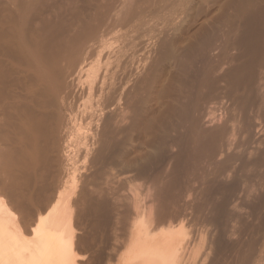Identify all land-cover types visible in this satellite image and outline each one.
<instances>
[{"label":"rangeland","instance_id":"obj_1","mask_svg":"<svg viewBox=\"0 0 264 264\" xmlns=\"http://www.w3.org/2000/svg\"><path fill=\"white\" fill-rule=\"evenodd\" d=\"M125 1H128V3ZM166 1L0 0L1 200L4 198V206L10 209L11 215L14 214L13 218H15L19 226H21L22 237L29 240V238L32 239L33 236L31 233V225H33L32 223L34 222H32V219H35L34 216L37 215L35 214V212L37 213V209L40 210L46 206V200L51 196L52 192H54L52 195L56 198L52 197L53 202L54 200L57 201L55 195L59 193L63 195V198L65 197L64 203L67 204V202H69L66 205L69 211H64L71 213L68 219L71 223L73 222L72 225L70 223V227L74 228V230H71V232H74L72 233L75 236L74 242L77 240L75 243L76 260L79 264H117V259H119L118 264H120V258L116 255L118 254L120 256L121 253H123V249L126 248L127 242L125 241L128 240L127 238L128 235H130L129 232H131V226L133 225L131 221H139L138 219L144 220L143 216L148 215V212L152 218L154 217L152 220L153 223H151L153 224L151 225L153 228H150L151 232L153 229L154 232H159L161 229H164L163 227L172 226L175 228L181 225L180 228L184 233L183 246L184 244L187 246L184 247V253H187L186 258L189 255L192 256V258L191 256L188 257L187 264H189V260L190 264H264V0H183L182 2L184 5L180 7L182 9L179 8V5L183 4L180 0ZM176 6H178L180 10H177ZM160 7L166 8L163 9ZM174 10L178 12L176 13ZM173 12H175L174 14L177 17L173 15ZM149 15L151 16L148 17ZM171 16L174 18H170ZM22 18H24V21ZM142 28L145 29V33L146 31L148 33L152 31L155 32V29H158L156 32L160 34L154 33L155 37L152 38V33L150 34L151 39H149L150 36L148 37V33L146 36L145 33L141 32ZM146 28H150L152 31H148ZM175 29L177 30L175 31ZM159 30L164 31L160 32ZM161 34L163 37L159 36ZM156 35H158L159 38L162 37V41L161 39H157L158 37H156ZM143 36L145 37L137 42L138 38L140 39ZM146 37H148L150 41L149 43L147 40L149 46L151 41L155 43L152 47L150 46L151 49L154 48L152 51L148 49L149 46L147 45V41H145ZM35 38L37 40L33 41ZM37 41L40 42L38 43ZM129 41L131 43L134 41L135 44L137 42L138 44L136 45L140 43V47L142 44L145 45L147 47V52L148 50L149 52H154L155 48L156 50L157 48L160 49V46H155L158 44L156 42L159 41L161 42L160 44L166 43L164 45L167 46L165 47L162 44L161 48L164 47L162 48L163 51L160 49V51H157V54L155 51L153 54L148 52L147 55V52H144L145 49L142 47L143 54H141L139 52L141 48L138 49L139 47L135 44L134 45L138 47L137 49L129 48L130 46L134 47ZM127 43L128 45H126ZM56 46L60 47L57 48ZM22 49L26 52L25 55H23ZM171 49L176 52L174 51V53H172L173 50L171 51ZM132 50H134V53H140L146 59L143 60L141 58L142 60L139 61L140 66H138L137 63L136 67L135 58H137V56L135 54V58H133L134 53ZM130 51L133 53L131 57L133 60L130 58ZM19 52L22 54H19ZM32 52L35 54H32ZM140 54L139 56L141 57ZM149 54L153 55H151L152 58L149 57ZM125 55L127 57L129 55L128 58L130 59H126L127 57ZM20 56L21 58L24 56V58L27 59H21ZM140 57L137 59H140ZM124 58L129 61L125 64V69H121L120 67L123 66L126 61ZM155 59L158 61L161 59L163 63L160 60L161 64L159 62V65L156 66L158 61L155 62ZM131 60L134 62H131ZM119 61L122 65L118 67V65H120ZM141 61L144 63L146 61V64L147 62L148 64H145V67H141V65H143ZM149 61L150 64H152V61L155 63L149 66ZM117 62H119L118 65ZM129 62L133 63V67H131L132 64L130 65ZM210 65L212 68L209 67ZM147 66L149 68H147ZM14 69L17 70L15 71ZM125 70L128 72L126 73ZM23 71L26 74H24ZM41 72L44 75L40 74ZM66 72H70L68 73L69 77ZM113 72L115 73L113 74ZM13 73H18L19 75H14ZM121 74H124L122 77H130L129 80H131V78L134 80L136 76L138 78V75H141L139 78L142 77L143 80L145 77L144 82L146 81V84L143 83L142 79H135L138 80L139 84L137 83L138 88H136L137 85L135 84L136 86L134 85V89L140 90L139 88L144 87L145 89L143 88L141 89L142 91L140 90L142 93L135 91L130 86V82L132 81L129 83L126 81L128 84L125 83V80H127L125 78V80H122L124 82L120 81L121 79L118 78L121 77ZM116 75H118V77ZM87 76L88 81L86 79ZM93 77L95 81L92 82V84L91 80ZM25 78L28 80L25 81ZM108 78L110 81H107ZM146 78L148 80H146ZM118 81L121 82V84L118 83ZM140 81H142L144 86H142V83L140 84ZM47 82L49 85H47ZM50 82L54 84L51 86ZM108 82H110V84H108ZM20 83H23L26 88ZM122 83L127 85V88L125 87L126 85L124 86L126 88H124L125 91L123 89L124 84L122 85ZM116 84L118 85L116 86ZM119 84L122 85V88ZM35 85L37 88H34ZM103 85L104 88L102 87ZM128 85L133 91L130 90L131 88H129ZM118 86L124 91H122L121 94L119 93L121 89L117 92L119 90ZM31 87L34 90H32ZM88 87H90L91 90ZM113 87L118 88V90ZM11 88H13L14 91ZM29 88L34 92L33 94ZM35 89H38L36 90L37 92ZM43 89H48L50 92L46 90L47 93L43 91ZM101 89H104V91ZM127 89H129V93H126ZM19 90L25 94L23 95ZM10 91L13 95H8ZM57 91L59 93H57ZM68 91L70 93H68ZM78 91L82 93L83 96H90L86 98L90 99L87 103V108L78 109L76 106L77 104L74 105L71 102L72 100L77 102L76 96L80 94ZM38 92L40 95L35 96V100L38 97H41L38 99L41 101H46L49 98L47 102L48 107L46 105L47 111L43 110L40 115H38L39 111L31 109L32 103L29 101V96L38 95ZM98 92L99 95L97 94ZM135 92H138L140 95L142 94V96L140 97V95H137L138 93L136 94ZM50 93V96H52V94H56V96L59 94V98H56V100L55 96H52L53 99H55L54 102L53 99H50L52 97H48ZM123 93L130 95L125 94V96ZM73 94L74 96H72ZM21 95H23L22 98L24 96L26 97L22 99ZM42 95L44 96L42 97ZM117 95L119 97H117ZM131 95L134 97L136 95L140 97V99L145 98V101L142 102L141 100V102L138 103H143V108L150 116L147 118L148 121L153 120L149 122L152 126L153 124L155 125L154 128V126L152 127L148 124L150 128L148 127L143 131L141 130V134H137V136L133 135V138H136L131 139L132 141H129L127 145V148L130 150L132 149V151L129 157L125 158L124 161L127 160L128 163H131L133 159L135 160L138 158L137 160L140 161V166L138 165L137 167L141 168V162H144L143 167L145 170L147 169L146 171L144 170V172L136 171V166L135 168H128V171L127 168L123 170L119 167V164L117 165L116 163H112V161L110 162L111 159L108 158L114 159L115 156L107 158V156L113 154L110 153L113 151H111L112 147H110L108 143L105 145L108 138L105 140L104 137L106 136L103 135V137L101 133H97L95 137L91 136V134L95 132V128L92 125V119H94L93 116L95 115V113L93 114V109H97L99 106L100 111L98 112L103 113L101 107H104L107 114H113L112 124L123 125L121 123L127 122L128 119H130L128 117L131 115L129 112L133 109H137L133 107L135 106V104H133L135 101L133 102L132 100L136 98L139 100V98L133 97L132 99ZM97 96L99 99H97ZM10 97L14 98L17 102L13 99L12 101ZM16 97H19L18 100H16ZM120 97L121 99H127L129 97L127 99L128 101L132 99L130 101H132L131 103L133 106H127L126 103H131L128 101L126 102L125 99L120 103ZM147 97H149V100ZM63 98V102L70 101V103H72L68 104V108H70L68 113L71 118L72 116L73 118L77 116H88L84 118V126L80 125L79 127H73L74 120L69 122L71 125L67 126V129L61 127L59 129L57 128V124H59L60 120H58V122L56 121L60 118L57 114L59 107H57L58 103H56V101L59 102L63 100ZM116 99L119 100L115 101ZM20 100L23 101L24 105L22 102L19 103ZM97 100L100 101L98 102ZM27 102H30L31 105ZM52 103L56 105V107H54ZM115 103H117V105ZM49 104L54 109L56 108V110H58L55 114L54 109L52 111V107ZM120 104H123L125 107L122 105L121 107ZM28 106L29 108H27ZM95 106H97V108ZM9 107H11V109ZM21 107L24 109V112H27V109H29L31 116L34 114L35 117H37L38 115L40 119L38 117L36 119L40 121H42L41 118L43 117V123L45 119L49 123L55 120L52 122L53 124L51 123V126H47L44 133L41 134L42 138L46 136L44 137L45 139L43 138L44 141H42L43 139L39 136L38 139L37 137L34 139L35 143L41 144H38L39 147H43L42 145L44 144L50 146L49 150L44 151L43 154L46 155L47 158L45 157V159L49 163L45 164L46 161H44V159L42 167L36 169H30L25 162L27 159L24 160L22 157L19 158V155L25 156L23 155L24 149L25 153L29 150L27 141H29V144L32 141L30 139H25L29 138V135H27L28 132L26 129L23 128L26 126L25 122L27 121L25 120L29 116V112H27L28 114L26 112L24 113L23 110L21 111ZM25 108L27 109L25 110ZM71 110L72 113L70 114ZM80 110L81 113H78ZM134 110L131 112L132 114L135 112ZM32 111L37 112V114ZM166 111L170 113L171 121L174 122V124L177 123L175 125L177 127L171 124L173 127L169 129V132L170 120L166 117L168 113ZM119 112L123 113L124 117L123 114ZM127 112L130 115L125 114ZM8 113H10V115H8ZM49 113L50 117L56 115L57 118L54 119L56 116L54 118L52 116L50 119L48 116ZM43 114L48 117L45 118ZM23 116L24 118H22ZM125 117L128 119L126 120ZM164 120L168 122L169 125H166L167 123H165ZM46 121L45 124L48 123ZM17 122L20 123V125H18ZM22 123H24V126L21 125ZM16 127H18L16 130L17 132L21 131L20 133L18 132V135L15 131ZM161 128H163V130ZM173 128L176 132H174L175 130ZM46 130L48 131L47 134H50V137L46 135ZM54 130H56V132ZM60 130H62V132ZM65 130L68 131V136L65 135V133L67 134ZM6 131H8L9 136ZM57 131H59V133ZM60 132L62 135H60ZM54 134L58 135L59 138H57L56 135L53 136ZM101 138L103 139L101 140ZM146 138L148 139L146 140ZM49 140L50 142H48ZM56 140H58L57 147L55 145ZM21 142L26 143L23 145ZM47 142L49 144H47ZM50 143H53V145ZM103 143L104 145L101 147ZM21 145H23V147ZM54 145L56 148H58V145L61 148L53 150L52 148H55ZM129 145L133 146L129 147ZM103 148H105L104 150H107V152H103ZM108 149H110V152ZM50 150L51 152H49ZM9 151L10 153L8 154ZM15 157H18L16 158V162ZM3 158H6V161ZM48 158H50L49 161ZM137 160L135 161L137 162ZM7 161L8 163L10 161V165H8ZM20 161L21 163L22 161L25 163L21 165ZM11 162L15 169L11 167ZM51 164H53V166ZM48 165H51L53 169ZM20 170L24 171L23 174ZM32 172L33 176L35 175L34 180L37 183L32 182ZM38 172L41 174H38ZM37 175L40 177L38 176L39 178L37 177L36 179ZM44 175L46 176L44 177ZM45 178H47V180ZM10 181L12 183H10ZM55 183H59V186L57 184L54 186L53 184ZM42 184L43 186H41ZM69 187H71V189ZM132 187L134 190L131 189ZM45 188H48V190H45ZM129 197L131 199H129ZM66 199H68V201H66ZM44 204L45 206H43ZM65 208L64 206V209ZM137 210L140 211V214ZM69 213L67 215H69ZM161 214H165L163 215L164 218L162 217L163 220L159 219L162 216ZM138 215H140L141 218L138 217ZM149 215L148 217L150 218ZM148 217L145 218H147V223L150 224V222H148ZM159 221H162V223ZM24 225L28 227L27 230ZM123 239L124 242H122ZM191 247L192 250L190 249Z\"/></svg>","mask_w":264,"mask_h":264},{"label":"bare ground","instance_id":"obj_2","mask_svg":"<svg viewBox=\"0 0 264 264\" xmlns=\"http://www.w3.org/2000/svg\"><path fill=\"white\" fill-rule=\"evenodd\" d=\"M166 1V0H165ZM168 1V0H167ZM166 1V2H167ZM179 1V0H178ZM178 1H176V2H178ZM181 2L183 1V0H180ZM125 2H127L128 3V1H125ZM132 2V1H131ZM153 2V1H152ZM174 2V1H173ZM180 3V2H179ZM183 3V2H182ZM178 4V3H177ZM181 5V6H180ZM179 5V8L180 7H183V5H184V3L183 4H180ZM160 6V5H159ZM162 6V5H161ZM177 7V10H180V9H182V8H180V9H178V6H176ZM160 8H163V7H160ZM166 8V7H165ZM165 8H163V9H165ZM174 8H175V5H174ZM176 10V9H175ZM174 10V11H175ZM24 11V10H23ZM22 11V12H23ZM159 11H160V9H159ZM156 12V11H155ZM161 13H162V11H160ZM171 12V11H170ZM176 12V11H175ZM175 12H173V15H175L174 13ZM178 12V11H177ZM176 12V13H177ZM24 13V12H23ZM27 13V12H26ZM107 13H108V11H107ZM172 13V12H171ZM20 14V13H19ZM139 14V13H138ZM167 14V13H166ZM165 14V15H166ZM113 15V14H112ZM23 16V15H22ZM27 16V15H26ZM137 16V15H136ZM147 16V15H146ZM151 15H149L148 17H150ZM170 16V15H169ZM176 16V15H175ZM24 17V16H23ZM157 17V16H156ZM173 16H171L170 18H172ZM177 17V16H176ZM155 18V17H154ZM174 18V17H173ZM172 18V19H173ZM24 18H22V20H23ZM152 19V18H151ZM140 20V19H139ZM156 20H157V18H156ZM155 20V21H156ZM158 20H161V19H158ZM168 20V19H167ZM24 21V20H23ZM141 21V20H140ZM166 21V20H165ZM157 22V21H156ZM160 22V21H159ZM162 24V23H161ZM160 24V25H161ZM167 24V23H166ZM165 24V25H166ZM141 25V24H140ZM145 28V27H144ZM159 28V27H158ZM164 28V27H163ZM26 29H28V28H26ZM130 29V28H129ZM147 29V28H146ZM159 29H162L161 27L159 28ZM178 29V28H177ZM177 29H175V31L177 30ZM29 30V29H28ZM31 30V29H30ZM139 30V29H138ZM141 30V29H140ZM143 30V31H142ZM142 30H141V32H143V33H145V29H143L142 28ZM148 31L149 30H151L150 28H148L147 29ZM156 31L158 30V29H155ZM122 31V30H121ZM126 31V30H125ZM152 31V30H151ZM154 32V31H152V32H150V33H148L147 31H146V36L148 35V37L150 36V38L149 39H151V35L150 34H152L153 36H152V38H154L155 36H154V33H158V34H160L159 32ZM160 32H163L164 30H159ZM120 32V31H119ZM134 32H137V31H134ZM126 33V32H125ZM139 33H140V31H139ZM148 33V34H147ZM121 34V33H120ZM133 34V33H132ZM144 34V35H145ZM163 34V33H162ZM162 34L161 35H159V36H162ZM29 35V34H28ZM33 35H34V33H33ZM127 35V34H126ZM128 35H129V33H128ZM140 35H142V34H140ZM175 35V34H174ZM41 36V35H40ZM134 36V35H133ZM26 37V36H25ZM28 37H31V36H28ZM37 37V36H36ZM127 37V36H126ZM137 37H138V35H137ZM145 36H143L142 38H138V40H137V42L139 41V40H141V39H143ZM148 37H146L145 38V41H149V39H148ZM156 37H158V35H156ZM163 37V36H162ZM162 37H158L157 39H161V41H162ZM42 38V37H41ZM32 39V38H31ZM137 39V38H136ZM135 39V40H136ZM25 40V39H24ZM28 40V39H27ZM34 40H37L36 38L35 39H33V41ZM41 40V39H40ZM126 40V39H125ZM169 40V39H168ZM173 40V39H172ZM175 40H176V37H175ZM26 41V40H25ZM32 41V42H33ZM148 41H147V45L149 46V44H148ZM158 41V40H157ZM177 41V40H176ZM17 42V41H16ZM38 42V41H37ZM36 42V43H37ZM40 42V41H39ZM38 42V43H39ZM51 42V41H50ZM63 42V41H62ZM130 42V41H129ZM136 42V44H138ZM141 42H143V41H141ZM156 42V41H155ZM163 42H164V39H163ZM171 42V41H170ZM170 42H169V44H170ZM175 42V41H174ZM173 42V43H174ZM18 43V42H17ZM131 43V42H130ZM149 43H150V41H149ZM156 43H158L157 45H155V46H157V47H159L160 46V49H161V51H163V49L162 48H164V47H162L161 48V45L163 44H166V43H162V44H160L161 42L159 41V42H156ZM172 43V42H171ZM19 44V43H18ZM29 44V43H28ZM42 44V43H41ZM49 44V43H48ZM54 44V43H53ZM52 44V45H53ZM58 44V43H57ZM105 44V43H104ZM135 44V42L133 41V43H131V45H134ZM135 44V45H136ZM142 44V43H141ZM152 44V45H151ZM151 44H150V46L152 47L153 46V44H155L154 42L152 43V41H151ZM160 44V45H159ZM40 45V44H39ZM44 45V44H43ZM46 45V44H45ZM51 45V44H50ZM125 45V44H124ZM126 45H128V43L126 44ZM134 45V47H132V46H130L129 48H134V49H137L138 47V49H140L141 47L142 48H144L145 49V51L144 52H147L146 51V46L145 45H141V47L139 46L140 45V43H139V45H136V46H138V47H136ZM172 45V44H171ZM178 45V44H177ZM16 46H17V44H16ZM22 46V45H21ZM63 46H65V45H63ZM104 46H106V45H104ZM145 46V47H144ZM149 46V47H150ZM165 46V45H164ZM167 46V45H166ZM165 46V47H166ZM19 47V46H18ZM42 47V46H41ZM49 47V46H48ZM53 47V46H52ZM57 47V46H56ZM58 47H60V46H58ZM57 47V48H58ZM66 47V46H65ZM116 47V46H115ZM148 47V49H151V47L149 48ZM172 47V46H171ZM196 47V46H195ZM194 47V48H195ZM16 48V47H15ZM20 48V47H19ZM37 48H39V47H37ZM43 48V47H42ZM47 48V47H46ZM55 48V47H54ZM101 48V47H100ZM111 48V47H110ZM128 48V49H129ZM141 48V50L139 51V50H137V51H139L141 54H143V49ZM168 48H170V47H168ZM177 48V47H176ZM18 49V48H17ZM24 49V48H23ZM22 49V50H23ZM40 49V48H39ZM152 49H154V48H152ZM152 49H151V51H152ZM160 49H158L157 48V50H156V48H155V50H154V52L156 51V54H157V51H160ZM167 49V48H166ZM193 49V48H192ZM191 49V50H192ZM30 50V49H29ZM52 50V49H51ZM111 50H113V49H111ZM126 50V49H125ZM173 49H171V51H172ZM178 50H179V48H178ZM15 51H17V50H15ZM53 51V50H52ZM52 51H50V52H52ZM98 51V50H97ZM99 51H100V49H99ZM109 51V50H108ZM150 51V52H151ZM174 51L175 50H173V52L172 53H174ZM181 51V50H180ZM183 51V50H182ZM22 52V51H21ZM21 52H19V54L21 53ZM115 52H116V50H115ZM131 52V51H130ZM129 52V53H130ZM132 52L134 53V50H132ZM131 52V56H130V58L132 57V55H133V53ZM148 52H149V50H148ZM148 52L146 53L147 55H148ZM149 52V53H150ZM154 52H151L152 54L154 53ZM170 52V51H169ZM168 52V53H169ZM176 52V51H175ZM178 52V51H177ZM192 52V51H191ZM25 51L23 50V55H25ZM37 53V52H36ZM38 53H39V51H38ZM41 53H43V52H41ZM53 53V52H52ZM93 53V52H92ZM105 53V52H104ZM108 53V52H107ZM123 53V52H122ZM139 53V54H140ZM187 53V52H186ZM22 54V53H21ZM32 54H35V53H33L32 52ZM31 54V55H32ZM49 54V53H48ZM60 54V53H59ZM108 54H110V53H108ZM118 54V53H117ZM135 54H136V56H137V58H139L140 56H139V54H138V52H136V53H134V55H133V58H135ZM140 54V55H141ZM145 54V57L147 58V55ZM151 54V55H152ZM27 55V54H26ZM39 55V54H38ZM50 55V54H49ZM57 55H58V53H57ZM63 55V54H62ZM107 55V54H106ZM124 55V54H123ZM150 54H149V57H151L152 58V56H151ZM171 55V54H170ZM169 55V56H170ZM181 55V54H180ZM183 55H184V52H183ZM190 55V54H189ZM34 56V55H33ZM32 56V57H33ZM52 56V55H51ZM60 56V55H59ZM71 56V55H70ZM114 56V55H113ZM126 56V55H125ZM143 55H141V57H140V59H137V58H135V61H136V67H137V63H138V66H140L139 65V61L140 60H144L145 58H144V56L142 57ZM161 56V55H160ZM27 57V56H26ZM63 57V56H62ZM111 57V56H110ZM121 57V56H120ZM127 57V56H126ZM128 57H129V55H128ZM126 58V59H130V58ZM148 57V58H149ZM219 57V56H218ZM20 58H21V56H20ZM23 58H24V56H23ZM23 58H21V59H23ZM46 58V57H45ZM47 58H48V56H47ZM58 58V57H57ZM68 58V57H67ZM142 58V59H141ZM163 58V57H162ZM171 58V57H170ZM177 58V57H176ZM189 58V57H188ZM24 59H27V58H24ZM33 59V58H32ZM43 59V58H42ZM50 59V58H49ZM59 59H61V58H59ZM69 59V58H68ZM125 59V58H124ZM125 59V60H126ZM132 59V58H131ZM138 60V62H137V60ZM164 59H165V57H164ZM219 59H220V57H219ZM218 59V60H219ZM31 60V59H30ZM38 60V59H37ZM54 60V59H53ZM55 60H56V58H55ZM70 60V59H69ZM106 60H107V58H106ZM118 60H120V59H118ZM118 60H116V61H118ZM133 60V59H132ZM131 60V62H134V61H132ZM146 60V59H145ZM161 60V59H160ZM158 61V60H156L155 59V62L156 61H158V63H157V65L156 66H158L159 65V62H160V64H161V61ZM174 60V59H173ZM178 60H179V58H178ZM177 60V61H178ZM221 60V59H220ZM66 61H67V59H66ZM122 62H124L123 60H121ZM127 61H129V60H126L125 61V63H124V65L123 66H121L122 64H121V62H120V65H118V63L119 62H117V65H118V67L119 66H121L120 68L122 69V68H124L125 69V67H126V63H127ZM148 61V60H147ZM150 61H151V59H150ZM150 61H149V66L151 65H153V63H155V62H151L152 64H150ZM23 62V61H22ZM56 62V61H55ZM70 62V61H69ZM131 62H129V64L131 65V67H133V63H131ZM142 62V61H141ZM168 62V61H167ZM219 62V61H218ZM217 62V63H218ZM108 63V62H107ZM111 63V62H110ZM162 63H163V61H162ZM177 63V62H176ZM185 63V62H184ZM52 64V63H51ZM109 64V63H108ZM114 64H116V63H114ZM142 64L143 65H141V67L143 66V67H145L144 65L146 64V61H145V63L144 62H142ZM147 64H148V62H147ZM146 64V65H147ZM206 64V63H205ZM208 64V63H207ZM211 64H212V62H211ZM65 65V64H64ZM113 65V64H112ZM117 65H116V67H117ZM176 65H178V64H176ZM209 65V64H208ZM213 65V64H212ZM32 66V65H31ZM34 66V65H33ZM44 66H47V65H44ZM53 66V65H52ZM56 66V65H55ZM66 66V65H65ZM68 66H69V63H68ZM70 66H71V64H70ZM163 66V65H162ZM25 67H26V65H25ZM25 67H24V69H25ZM51 67V66H50ZM54 67V66H53ZM60 67V66H59ZM59 67H58V69H59ZM99 67H100V65H99ZM117 67V68H118ZM129 67V66H128ZM135 67V68H136ZM155 67V66H154ZM154 67H152V68H154ZM168 67V66H167ZM201 67V66H200ZM203 67V66H202ZM210 68H212V66L210 65L209 66ZM20 68V67H19ZM98 68V67H97ZM105 68V67H104ZM109 68V67H108ZM110 68H111V66H110ZM147 68H149L148 66H147ZM34 69V68H33ZM63 69V68H62ZM115 69V68H114ZM124 69H123V71H124ZM133 69V68H132ZM141 69V68H140ZM143 69V68H142ZM155 69V68H154ZM153 69V70H154ZM15 71L17 70V69H14ZM60 70V69H59ZM65 70V69H64ZM102 70V69H101ZM117 70V69H116ZM127 70V69H126ZM125 70V71H126ZM131 70V69H130ZM144 70H146V69H144ZM34 71V70H33ZM56 71V70H55ZM61 71H63V70H61ZM60 71V72H61ZM66 71V70H65ZM97 71V70H96ZM132 71V70H131ZM29 72V71H28ZM32 72V71H31ZM52 72V71H51ZM71 72V71H70ZM70 72H68V73H70ZM128 71H126V73H127ZM151 72V71H150ZM23 73H24V71H23ZM39 73V72H38ZM55 73V72H54ZM67 73V72H66ZM68 73H67V76H68ZM100 73V72H99ZM115 72H113V74H114ZM117 73V72H116ZM118 73H119V71H118ZM117 73V74H118ZM125 73V74H126ZM147 73V72H146ZM157 73V72H156ZM14 74V73H13ZM16 74V73H15ZM14 74V75H15ZM18 74V73H17ZM16 74V75H17ZM24 74H26V73H24ZM40 74H42V75H44L42 72L40 73ZM56 74H58V73H56ZM65 74V73H64ZM76 74V73H75ZM79 74V73H78ZM105 74V73H104ZM112 74V73H111ZM120 74V73H119ZM129 74H130V72H129ZM133 74V73H132ZM149 74V73H148ZM19 75V74H18ZM72 75H73V73H72ZM92 75V74H91ZM96 75V74H95ZM109 75V74H108ZM28 76V75H27ZM26 76V77H27ZM38 76H39V74H38ZM74 76V75H73ZM75 76H77V75H75ZM79 76H81V75H79ZM89 76V75H88ZM88 76H87V81H88ZM100 76H101V74H100ZM103 76V75H102ZM110 76V75H109ZM117 77H118V75H116ZM121 76V77H120ZM119 77L120 78H118V79H121L120 81H122V80H125V79H127V80H125V83H126V81L129 83L130 81H132V82H130V86L134 89L135 88V86H136V88H138V84H139V82H138V80H135V79H142L143 80V78L141 77V78H139V76H141V75H138V78H137V76L134 78V80L131 78V80H129V78H125V77H122V76H124V74H121ZM126 76V75H125ZM145 76V75H144ZM159 76V75H158ZM20 77V76H19ZM23 77V76H22ZM21 77V78H22ZM29 77H30V75H29ZM45 77V76H44ZM69 77V76H68ZM112 77V76H111ZM116 77V78H117ZM133 77V76H132ZM150 77V76H149ZM154 77H156V76H154ZM42 78V77H41ZM75 78V77H74ZM81 78V77H80ZM91 78V77H90ZM105 78H106V76H105ZM110 78V77H109ZM109 78H108V80L107 79H105V80H107V81H110L109 80ZM125 78V79H124ZM33 79H34V76H33ZM37 79V78H36ZM48 79V78H47ZM63 79V78H62ZM61 79V80H62ZM66 79H67V77H66ZM94 79V80H93ZM93 79L91 80V83L92 82H94L95 81V78L93 77ZM151 79V78H150ZM16 80V79H15ZM18 80V79H17ZM28 80V79H27ZM26 80V78H25V81H27ZM50 80V79H49ZM56 80H57V78H56ZM56 80H55V82H56ZM71 80V79H70ZM100 80H101V78H100ZM114 80H115V78H114ZM144 80H145V77H144ZM144 80H143V83H145L146 84V81L144 82ZM146 80H148L147 78H146ZM19 81V80H18ZM48 81V80H47ZM10 82V81H9ZM13 82V81H12ZM21 82V81H20ZM40 82V81H39ZM38 82V83H39ZM59 82V81H58ZM82 82V81H81ZM84 82H85V80H84ZM90 82V81H89ZM98 82V81H97ZM113 82V81H112ZM112 82H111V84H112ZM122 82H124V81H122ZM35 83V82H34ZM51 84V86L54 84V83H52V82H50ZM101 83V82H100ZM102 83H103V81H102ZM116 83V82H115ZM118 83H120L121 84V82H119L118 81ZM128 83H126V84H128ZM138 83V84H137ZM142 83V81H140V84ZM143 83H142V86H144L143 85ZM150 83V82H149ZM20 84H23V83H20ZM27 84V83H26ZM32 84H33V82H32ZM41 84V83H40ZM93 84V83H92ZM99 84V83H98ZM97 84V85H98ZM108 84H110V82H108ZM119 84V85H120ZM124 83H122V85H123ZM126 84H124L123 85V89L126 87L127 88V85ZM136 84V85H135ZM155 84V83H154ZM8 85V84H7ZM24 85V84H23ZM29 85H30V83H29ZM44 85V84H43ZM47 85H49L48 84V82H47ZM68 85V84H67ZM75 85V84H74ZM82 85V84H81ZM81 85H80V87H81ZM83 85H85V84H83ZM106 85V84H105ZM118 84H116V86H117ZM122 85H120L121 86V88H122ZM126 85V86H125ZM135 85V86H134ZM156 85H157V83H156ZM32 86V85H31ZM51 86H49V87H51ZM59 86V85H58ZM71 86V85H70ZM94 86H96V85H94ZM115 86V85H114ZM125 86V87H124ZM129 85H128V87L129 88H131ZM140 86V85H139ZM149 86V85H148ZM12 87V86H11ZM22 87V86H21ZM24 88H26L25 87V85L23 86ZM30 87V86H29ZM42 87V86H41ZM47 87V86H46ZM45 87V88H46ZM100 87V86H99ZM103 88H104V85L102 86ZM111 87H112V85H111ZM151 87V86H150ZM165 87V86H164ZM9 88V87H8ZM13 88H15V87H13ZM13 88H11L12 90H13ZM34 88H37V86L35 85V87ZM65 88V87H64ZM78 88V87H77ZM82 88V87H81ZM88 88H90V87H88ZM107 88V87H106ZM114 88V87H113ZM118 88H119V90H118ZM118 88H114V89H117L118 91L117 92H119L120 91V87L118 86ZM125 88V89H126ZM132 88L130 89V90H132ZM144 87H142V88H139L140 90L141 89H143ZM23 89V88H22ZM30 89V88H29ZM31 89H32V87H31ZM30 89V90H31ZM74 89V88H73ZM125 89H124V91H125ZM145 89V88H144ZM154 89V88H153ZM21 90V89H20ZM19 90V91H20ZM32 90H34V89H32ZM32 90H31V92H32ZM36 90H38V89H35V91ZM41 90V89H40ZM46 90H48V89H46ZM45 89H43V91H46ZM65 90V89H64ZM68 90V89H67ZM82 90V89H81ZM90 90H91V88H90ZM101 90H103L104 91V89H101ZM101 90H100V92H101ZM110 90H111V88H110ZM135 91H139L140 92V90H136V89H134ZM157 90V89H156ZM14 91V90H13ZM16 91V90H15ZM49 91V90H48ZM71 91V90H70ZM83 91V90H82ZM107 91V90H106ZM115 91V90H114ZM122 89H121V92H119L120 94L122 93ZM123 91V92H124ZM129 91V89H127V91H126V93ZM133 91V90H132ZM142 91V90H141ZM17 92V91H16ZM21 92V91H20ZM24 92V91H23ZM37 92V91H36ZM36 92H35V94H36ZM41 92V91H40ZM47 92V91H46ZM45 92V93H46ZM50 92V91H49ZM76 92H77V90H76ZM79 92V91H78ZM85 92V91H84ZM96 92V91H95ZM113 92V91H112ZM117 92H115V93H117ZM152 92V91H151ZM158 92V91H157ZM22 93V92H21ZM27 93V92H26ZM34 92H32V94H33ZM48 93V92H47ZM46 93V94H47ZM56 93V92H55ZM57 93H59L58 91H57ZM68 93H70L69 91H68ZM80 93V92H79ZM125 93V94H126ZM129 93V92H128ZM136 93V92H135ZM138 93V92H137ZM136 93V94H137ZM140 93H142V92H140ZM146 93V92H145ZM8 94V93H7ZM12 94V92L10 91V94H8V95H11ZM23 94V93H22ZM25 94V93H24ZM23 94V95H24ZM38 95H32L31 97L29 96V101L32 103V110H36V111H39L38 112V115H40V113L41 112H43V110H46V105H47V107H48V104H47V102L49 101L48 99L46 100V101H41V100H38L39 98H41V97H38L36 100H38V101H36L35 100V96H39L40 95V93L38 92L37 93ZM78 94V93H77ZM85 94V93H84ZM88 94V93H87ZM96 94V93H95ZM98 95H99V92L97 93ZM103 94V93H102ZM108 94V93H107ZM111 94V93H110ZM124 93H123V95H125ZM5 95V94H4ZM13 95V94H12ZM23 95H21V98H22V96ZM29 95H31V94H29ZM51 95V93L49 94V96L48 97H52V96H55V99L57 98H59V94L56 96V94L54 95V94H52V96H50ZM89 95V94H88ZM87 95V96H88ZM119 95V94H118ZM117 95V97H119ZM126 95H130V94H126ZM125 95V96H126ZM137 95H140L139 93L137 94ZM145 95H147V94H145ZM154 95V94H153ZM44 95H42V97H43ZM45 96H47V95H45ZM65 96V95H64ZM72 96H74V94L72 95ZM93 96V95H92ZM92 96H91V98H92ZM116 96V95H115ZM122 96V95H121ZM132 96V95H131ZM142 96V94L140 95V97ZM24 97H26V96H24ZM23 97V98H24ZM90 96H88V97H86V96H83V94L82 93H80L79 95H77L76 96V101L77 102H74V100H72L71 102L74 104V105H76L77 106V108L78 109H82V108H85L86 106H88L87 105V103H88V101L90 100V99H86V98H89ZM98 97V96H97ZM112 97V96H111ZM133 97L134 96H132V99H133ZM136 97H138V96H136L135 95V97L134 98H136ZM140 97H138L139 98V100L136 98L135 100L133 99H129V101L127 100V99H125V98H123V99H125L126 100V102L128 101V102H134L133 104H135V106H133L132 105V103L131 104H129V103H126L127 104V106H130L131 107V105L135 108H137L136 110H134L135 112L132 114L131 112H133V110L131 111V112H129L130 114H128V112L127 113H125V114H128V115H130V116H128L130 119H128V123L127 122H124V123H127V124H124V123H121V124H123V125H118V124H112V116H113V114L112 115H110V114H107L106 113V111L104 110L105 108L104 107H101V109H103V110H101L103 113H99L98 111H100V108H99V106H98V108H97V106H95L97 109H95L94 107V109H93V114L95 113V115L93 116L94 117V119H92L93 120V127L95 128V132L93 133V134H91V136L92 137H95V135L97 134V133H101L102 134V136L104 135V136H106V137H104L105 138V140H106V138H108L107 139V141H106V144L105 145H107V143H108V145L110 146V147H112V149H111V151L112 152H110V149H108L109 150V152L110 153H113V154H110L109 156H107V158L108 157H114L115 156V158L113 159V158H108V159H111L110 160V162L112 161V163H116L117 165L119 164V167H121L123 170L125 169V168H127V171H128V168H135V166H136V168H135V170L136 171H139V172H144V170H145V168L143 167L144 166V162L142 163L141 162V164H142V166H141V168L140 167H137L138 165L140 166V161H138L137 159H135V160H137V162L133 159V162H127V160H125L124 161V159L125 158H127V157H129V155H130V152L132 151V149L130 150L129 148H127L128 146V142L129 141H132L131 139H135V138H133V135L135 136H137V134H141L140 132H142L145 128H148L149 126H148V124L150 125V126H152L151 124H150V122H152L151 120H149L148 121V116H149V114H148V112H146V110L143 108L144 107V105L142 106V104H139L138 102H141V100H142V102L143 101H145V98H142V99H140ZM11 98V97H10ZM19 98V97H18ZM18 98L16 97V100H18ZM20 98V99H21ZM22 98V99H23ZM45 98V97H44ZM69 98V97H68ZM73 98V97H72ZM95 98V97H94ZM106 98H107V96H106ZM148 98V100H149V97H147ZM14 100V98H11V100ZM27 99V98H26ZM25 99V100H26ZM34 99V100H33ZM43 99V98H42ZM51 100L53 99V97L52 98H50ZM55 99H53V101L55 100ZM56 99V100H57ZM75 99V98H74ZM97 99H99V97L97 98ZM111 99V98H110ZM119 99H121V97L119 98ZM118 99V100H119ZM123 99H121L120 100V103H121V101H123ZM144 99V100H143ZM12 100V101H13ZM60 100V99H59ZM78 100H80V101H78ZM104 100V99H103ZM117 99L115 100V101H118ZM124 100V101H125ZM130 100H132V101H130ZM15 101V100H14ZM64 101V98H63V100H60L59 102L58 101H56V103H58V105H57V107H59V111L58 110H56V108L54 109L50 104V106L52 107V111H53V109H54V114L56 113V111H58L57 112V114H58V116H59V118L60 119H57V121L56 122H58V120H60L59 121V124H57L58 125V129L61 127V128H63V129H67V126H70L71 125V123H69V122H71V121H74V126L73 127H75V126H80V125H83V123H84V121H85V119L84 118H87L88 116H86V117H84V116H77V117H74L73 118V116H72V118L69 116V113H68V111H70V108H68V104H72V103H70V101H66V102H63ZM98 101V100H97ZM100 101V100H99ZM98 101V102H99ZM15 102H17V101H15ZM20 102H22V104H23V101L22 100H20L19 101V103ZM26 102V101H25ZM30 102H27V103H29V105H31L30 104ZM55 102V101H54ZM53 102V103H54ZM69 102V103H68ZM79 102V103H78ZM104 102V101H103ZM107 102V101H106ZM10 103V102H9ZM12 103V102H11ZM52 103V105H54ZM55 103V104H56ZM102 103V102H101ZM119 103V102H118ZM151 103V102H150ZM98 104V103H97ZM116 105H117V103H115ZM129 104V105H128ZM17 105V104H16ZM16 105H14V106H16ZM24 105V104H23ZM95 105V104H94ZM93 105V106H94ZM102 105V104H101ZM124 106L125 105V103H124V105L123 104H120V106ZM150 105V104H149ZM167 105H168V103H167ZM27 106V105H26ZM25 106V107H26ZM49 106V107H50ZM112 106V105H111ZM119 106V105H118ZM119 106V107H120ZM121 106V107H122ZM126 106V107H127ZM139 106H140V108H139ZM146 106V105H145ZM17 107H18V105H17ZM50 107V108H51ZM54 107H56V105H54ZM92 107V106H91ZM120 107V108H121ZM125 107V106H124ZM166 107H168V106H166ZM10 109H11V107H9ZM19 108V107H18ZM18 108H17V110H18ZM22 108V107H21ZM27 108H29V106L27 107ZM27 108H25V110L27 109ZM76 108V109H77ZM87 108V107H86ZM108 108V107H107ZM112 108H114V107H112ZM6 109H8V108H6ZM14 109H16V108H14ZM49 109V108H48ZM74 109V108H73ZM109 109V108H108ZM119 109V108H118ZM124 109V108H123ZM128 109V108H127ZM150 109V108H149ZM168 109V108H167ZM20 110V109H19ZM23 110V112H24V109L22 108L21 109V111ZM28 111L27 112H29V116L27 117V119L25 120V121H27V122H25V127H23V128H25L26 129V131L28 132L27 133V135H29L28 137L29 138H25V139H30V140H32L31 141V143L29 144V141H27L28 142V152L27 153H25V146H24V152H23V155H25V156H20L18 153V155H19V158L20 157H22V159L24 158V160L25 159H27L25 162H26V164L30 167V169L32 168H39V167H42V165H43V160L45 159V157H46V155H43L44 154V151H47V150H49V148H50V146H48V145H42L43 147H39V145H41V144H37V143H35L34 142V139H36V137H37V139H38V136L39 137H41L42 138V136H41V134H43L44 133V130L46 129V127L47 126H51V123L53 122V121H55V120H53V121H51V123H49L48 121H46V119H45V121L46 122H48V123H46L45 124V121H44V123L42 122L43 120H44V118L42 119L41 118V120L42 121H40L39 119V117H38V115H37V117L39 118V119H36L37 117H35V115L33 114L32 116H31V112H30V110L29 109H27ZM42 110V111H41ZM86 110V109H85ZM109 110H111V109H109ZM153 110V109H152ZM166 110V109H165ZM10 111V110H9ZM47 111V110H46ZM76 111V110H75ZM84 111V110H83ZM108 111V110H107ZM113 111V110H112ZM124 111V110H123ZM122 111V112H123ZM15 112V111H14ZM24 112V113H25ZM32 112H34V111H32ZM50 112V111H49ZM81 113V110L80 111H78V113ZM86 112V111H85ZM84 112V113H85ZM98 112V113H97ZM105 112V113H104ZM166 112H168V111H166ZM19 113V112H18ZM35 114H37V112H34ZM51 113V112H50ZM50 113L48 114V116L50 115ZM60 113V114H59ZM72 113V110H71V112H70V114ZM73 113H75V112H73ZM83 113V112H82ZM88 113V112H87ZM91 113V112H90ZM110 113V112H109ZM119 113H121V112H119ZM124 113V112H123ZM123 113H121V114H123ZM20 114V113H19ZM42 114V113H41ZM77 114V113H76ZM120 114V115H121ZM4 115V114H3ZM8 115H10V113H8ZM15 115V114H14ZM22 115H23V113H22ZM25 115V114H24ZM44 115V114H43ZM42 115V116H43ZM74 115V114H73ZM120 115H118V116H120ZM165 115H166V113H165ZM13 116V115H12ZM45 116V118L46 117H48V116H46V115H44ZM53 116V115H52ZM51 116V117H52ZM56 115H54L53 116V118L55 117ZM91 116V115H90ZM127 116V115H126ZM132 116V117H131ZM162 116V115H161ZM4 117V116H3ZM7 117V116H6ZM10 117V116H9ZM14 117V116H13ZM12 117V118H13ZM21 117V116H20ZM41 117V116H40ZM50 117V116H49ZM51 117H50V119H51ZM123 117H124V114H123ZM150 117V116H149ZM166 117H167V119H169L170 121H169V123H170V125H169V123L168 122H166L165 120V123H167L166 125H169V128H168V132L170 131L169 129L170 128H172L173 126L171 125V124H173L174 126L177 124H174V122H172L171 120V115H170V113L168 112L167 113V115H166ZM5 118V117H4ZM3 118V119H4ZM16 118V117H15ZM17 118H19L18 116H17ZM22 118H24V116L22 117ZM25 118H26V116H25ZM57 118V116L54 118V119H56ZM114 118V117H113ZM7 119V118H6ZM48 119V118H47ZM115 119V118H114ZM119 119V118H118ZM124 119V118H123ZM125 119H126V117H125ZM126 119V120H127ZM14 120V119H13ZM19 120H20V118H19ZM24 120H22V121H24ZM125 120V121H126ZM5 121V120H4ZM91 121V120H90ZM89 121V122H90ZM95 121V122H94ZM122 121V120H121ZM158 121H160V120H158ZM6 122H7V120H6ZM8 122H9V120H8ZM15 122H16V120H15ZM21 122V121H20ZM56 122H54V123H56ZM155 122V121H154ZM10 123V122H9ZM14 123V122H13ZM27 123V124H26ZM17 124L18 125H20V123H18L17 122ZM53 124V123H52ZM120 124V123H119ZM6 125V124H5ZM13 125V124H12ZM21 125H23L24 126V123H22ZM54 125H56V124H54ZM91 125V126H92ZM158 125H159V123H158ZM162 125V124H161ZM9 126V125H8ZM16 126V125H15ZM84 126V125H83ZM153 126H154V128H155V125L153 124ZM152 126V127H153ZM184 126V125H183ZM5 127V126H4ZM13 127V126H12ZM52 127H54V126H52ZM72 127V128H73ZM159 127V126H158ZM175 127H177V126H175ZM7 128V127H6ZM9 128V127H8ZM15 128V127H14ZM17 128L18 127H16V129H15V131L17 130ZM20 128V127H19ZM51 128V127H50ZM69 128H71V127H69ZM150 128V127H149ZM153 128V129H154ZM164 128V127H163ZM163 128H161L162 130H163ZM10 129V128H9ZM8 129V130H9ZM48 129V128H47ZM53 129V128H52ZM58 129H56V130H58ZM62 129V130H63ZM166 129V128H165ZM174 129V128H173ZM179 129V128H178ZM19 130V129H18ZM56 130H54L55 132H56ZM62 130H60L61 132H62ZM142 130V131H141ZM147 130V129H146ZM151 130H152V128H151ZM156 130V129H155ZM175 130V129H174ZM195 130V129H194ZM47 131V130H46ZM45 131V133H46V135H50V134H47L48 133V131H49V129H48V131L46 132ZM64 131V130H63ZM65 131H67V130H65ZM68 131H69V129H68ZM68 131H67V134L65 133V135L66 136H68ZM96 131H98V132H96ZM139 131V132H138ZM153 131V130H152ZM157 131H158V129H157ZM165 131V130H164ZM7 133H8V131H6ZM12 132V131H11ZM17 132V131H16ZM19 133L21 132V131H18ZM18 132H17V135H18ZM52 132V131H51ZM50 132V133H51ZM55 132H52V133H55ZM58 133H59V131H57ZM60 132V133H61ZM146 132V131H145ZM156 132V131H155ZM167 132V133H168ZM174 132H176V130L174 131ZM187 132V131H186ZM190 132V131H189ZM30 133V134H29ZM51 133V134H52ZM151 133V132H150ZM149 133V134H150ZM154 133V132H153ZM183 133V132H182ZM11 134V133H10ZM13 134H14V132H13ZM16 134V133H15ZM26 134V133H25ZM24 134V135H25ZM57 134V133H56ZM56 134H54L53 136H55ZM118 134H119V136H118ZM178 134V133H177ZM196 134V133H195ZM21 135V134H20ZM22 135H23V132H22ZM45 135V134H44ZM60 135H62V133L60 134ZM64 135V134H63ZM88 135V134H87ZM146 135H148V134H146ZM4 136V135H3ZM6 136H7V134H6ZM8 136H9V133H8ZM57 136V138H59L58 137V135H56ZM89 136V135H88ZM116 136H118V137H116ZM142 136V135H141ZM11 137V136H10ZM9 137V138H10ZM19 137H21V136H19ZM22 137H24V136H22ZM27 137V136H26ZM44 137H46V136H44ZM43 137V138H44ZM50 137V136H49ZM152 137V136H151ZM175 137V136H174ZM179 137V136H178ZM12 138V137H11ZM42 138V139H43ZM56 138V137H55ZM67 138V137H66ZM100 138V137H99ZM4 139V138H3ZM45 139V138H44ZM44 139L42 140V141H44ZM48 139V138H47ZM60 139H62V138H60ZM103 138H101V140H102ZM148 138H146V140H147ZM151 139V138H150ZM149 139V140H150ZM8 140V139H7ZM11 140V139H10ZM13 140V139H12ZM18 140V139H17ZM40 140V139H39ZM51 140H52V138H51ZM63 140V139H62ZM21 141V140H20ZM41 141V140H40ZM53 141H54V137H53ZM57 141L58 140H56V147H57ZM61 141V140H60ZM60 141H59V143H60ZM104 141V140H103ZM3 142H4V140H3ZM7 142V141H6ZM23 142V141H22ZM21 142V143H22ZM36 142H38V141H36ZM48 142H50V140L48 141ZM47 142V144H49ZM62 142V141H61ZM171 142V141H170ZM7 143H9V142H7ZM24 143H26V142H24ZM24 143H22L23 145H24ZM46 143V142H45ZM146 143V142H145ZM175 143V142H174ZM20 144V143H19ZM18 144V145H19ZM51 145H53V143H50ZM131 144V143H130ZM151 144V143H150ZM11 145V144H10ZM17 145V146H18ZM23 145H21L22 147H23ZM26 145V144H25ZM55 145H54V147H55ZM61 145H62V143H61ZM104 145V143L101 145V147ZM16 146V147H17ZM21 146H19V147H21ZM131 145H129V147H130ZM133 146V145H132ZM131 146V147H132ZM52 147V146H51ZM52 148L53 150H55V149H59V148H61L59 145H58V148ZM150 147V146H149ZM18 148V147H17ZM109 148V147H108ZM134 148V147H133ZM136 148V147H135ZM12 149H13V146H12ZM22 149V150H23ZM101 149V148H100ZM99 149V150H100ZM105 148H103V150H104ZM107 149V148H106ZM21 150V149H20ZM19 150V151H20ZM59 151V150H58ZM16 152V151H15ZM49 152H51V150L49 151ZM55 152V151H54ZM101 152V151H100ZM103 152H107V150L105 151H103ZM103 152H101V153H103ZM155 152H157V151H155ZM10 153V151L8 152V154ZM14 153V152H13ZM20 153H21V151H20ZM48 153V152H47ZM98 153H99V151H98ZM149 153V152H148ZM147 153V154H148ZM22 154V153H21ZM49 154V153H48ZM48 154H47V156H48ZM52 154H53V152H52ZM104 154V153H103ZM155 154V153H154ZM18 155H14V156H18ZM50 155H51V153H50ZM107 155V154H106ZM4 156V155H3ZM5 156H7V155H5ZM13 156V157H14ZM52 156V155H51ZM141 156H142V154H141ZM145 156V155H144ZM169 156V155H168ZM101 157H102V155H101ZM143 157V156H142ZM151 157V156H150ZM152 157H153V155H152ZM155 157V156H154ZM8 158V157H7ZM16 158H18V157H15V162H16ZM47 158V157H46ZM106 158V159H107ZM172 158V157H171ZM4 159V158H3ZM6 159V158H5ZM4 159V160H5ZM49 159L50 158H48V161H49ZM52 159V158H51ZM99 159H100V157H99ZM102 159V158H101ZM130 159V158H129ZM167 159V158H166ZM10 160H11V158H10ZM14 160V159H13ZM19 160V159H18ZM23 160V161H24ZM54 160H55V158H54ZM140 160V159H139ZM148 160V159H147ZM6 161V160H5ZM22 161V163H25V162H23ZM44 161H46V159L44 160ZM51 161V160H50ZM53 161V160H52ZM57 161H58V159H57ZM57 161H54V162H57ZM129 161V160H128ZM53 162V163H54ZM127 163V164H124V163ZM139 162V163H138ZM7 163H8V161H7ZM21 163V161H20V164L21 165H23ZM47 163H49V162H47L46 161V163L45 164H47ZM101 163H102V161H101ZM109 163V162H108ZM11 164H12V162H11ZM15 164V163H14ZM18 164H19V162H18ZM44 164V165H45ZM8 165H10V161H9V163H8ZM25 165V164H24ZM52 166H53V164H51ZM51 165H48V166H51ZM121 165V166H120ZM6 166V165H5ZM17 166V165H16ZM50 167V168H52L53 169V167ZM11 167L13 168L14 166H13V164L11 165ZM10 167V168H11ZM113 167H115V166H113ZM151 167V166H150ZM9 168V169H10ZM22 168V167H21ZM21 168H18V169H21ZM120 168V169H121ZM147 168V167H146ZM13 169H15V168H13ZM22 169H24V168H22ZM55 169V168H54ZM113 169V168H112ZM121 169V170H122ZM48 170V169H47ZM59 170V169H58ZM57 170V171H58ZM143 170V171H142ZM147 170V169H146ZM145 170V171H146ZM153 170V169H152ZM6 171V170H5ZM4 171V172H5ZM9 171V170H8ZM11 171V170H10ZM16 171V170H15ZM126 171V170H125ZM135 171V172H136ZM20 172H22V174H23V172L24 171H21L20 170ZM25 172H26V170H25ZM66 172V171H65ZM120 172V171H119ZM15 173V172H14ZM27 173V172H26ZM44 173V172H43ZM42 173V174H43ZM57 173H59V172H57ZM18 174V173H17ZM34 174H35V172H34ZM38 174H41V173H39L38 172ZM55 174V173H54ZM126 174V173H125ZM136 174H137V172H136ZM149 174V173H148ZM19 175V174H18ZM139 175V174H138ZM145 175V174H144ZM31 176H32V178H33V183L35 182V175L33 176V172H32V174H31ZM39 175H37L36 176V179H37V177H38ZM46 175H44V177H45ZM62 176V175H61ZM129 176V175H128ZM147 176V175H146ZM11 177V176H10ZM15 177H16V175H15ZM19 177H20V175H19ZM29 177H30V175H29ZM40 177V176H39ZM38 177V178H39ZM143 177V176H142ZM7 178V177H6ZM5 178V179H6ZM13 178V177H12ZM22 178V177H21ZM52 178V177H51ZM60 178V177H59ZM41 179V178H40ZM46 180H47V178H45ZM53 179H54V177H53ZM16 180V179H15ZM14 180V181H15ZM17 180H18V178H17ZM21 180V179H20ZM57 180V179H56ZM130 180V179H129ZM25 181V180H24ZM42 181V180H41ZM50 181V180H49ZM59 181V180H58ZM66 181V180H65ZM39 182V181H38ZM53 182V181H52ZM10 183H12L11 181H10ZM14 183H16V182H14ZM35 183H37V182H35ZM41 183V182H40ZM50 183V182H49ZM126 183V182H125ZM124 183V184H125ZM131 183V182H130ZM18 184V183H17ZM32 184V183H31ZM39 184V183H38ZM44 184V183H43ZM43 184L41 185V186H43ZM57 183H55V184H53L54 186L56 185ZM123 184V185H124ZM18 185H20V184H18ZM58 186H59V183L57 184ZM65 185H66V183H65ZM128 185V184H127ZM139 185H140V183H139ZM163 185H164V182H163ZM167 185V184H166ZM17 186V185H16ZM37 186V185H36ZM53 186V188L55 189V187ZM69 186V185H68ZM126 186V185H125ZM19 187V186H18ZM35 187V186H34ZM48 187H50V186H48ZM10 188V187H9ZM42 188V187H41ZM70 189H71V187H69ZM162 188V187H161ZM32 189V188H31ZM44 189V188H43ZM48 190V188H45V190ZM63 189H64V187H63ZM68 189V188H67ZM121 189V188H120ZM130 189V188H129ZM131 189H133V187L131 188ZM134 190V189H133ZM150 190V189H149ZM10 191H12V190H10ZM34 191H36V190H34ZM33 191V192H34ZM53 191V190H52ZM125 191V190H124ZM130 191V190H129ZM38 192V191H37ZM41 192V191H40ZM65 192H66V189H65ZM134 192V191H133ZM140 192V191H139ZM50 193V192H49ZM54 192H52V194H53ZM68 193V192H67ZM128 193V192H127ZM132 193V192H131ZM138 193V192H137ZM36 194V193H35ZM44 194V193H43ZM46 194V193H45ZM51 194V196L50 197H48L47 198V200H46V206H45V204L43 205V206H45V207H43L42 209H40V210H38L37 209V213L35 212V214H37L36 216H34L35 217V219L33 218L32 219V224L33 225H31L32 226V239H30L29 237V240H26V239H24L23 237H22V231H21V226H19V223H18V221L17 220H15V218H13L14 216V214L13 215H11V212H10V209L7 207L6 208V206H4V204H3V200H4V198H2V200H1V197H0V264H79V262L76 260V258H77V254H76V247H75V243L77 242V240H76V242H74V234H72V233H74L73 231L71 232V230L73 229L74 230V228L73 227H70V220L68 219V217L70 218V215H71V213H69V212H65L66 210H67V204L69 203V202H67V204H65L64 202H65V197L63 198V195H61L60 193L58 194V195H55L56 197H57V201L56 200H54V202L52 201V197H54L53 195ZM70 194V193H69ZM126 194V193H125ZM146 194V193H145ZM32 195V194H31ZM41 195H42V193H41ZM50 195V194H49ZM136 195V194H135ZM135 195H134V197H135ZM33 196V195H32ZM46 196V195H45ZM68 196H70V195H68ZM67 196V197H68ZM129 196V195H128ZM140 196V195H139ZM47 197V196H46ZM66 197V198H67ZM120 197V196H119ZM126 197V196H125ZM138 197V196H137ZM55 198V197H54ZM136 198V197H135ZM143 198V197H142ZM141 198V199H142ZM147 198H148V196H147ZM155 198V197H154ZM56 199V198H55ZM62 199H64V200H62ZM70 199H71V197H70ZM124 199V198H123ZM129 199H131L130 197H129ZM133 200H136V199H133ZM51 201H52V203H51ZM55 201H56V203H55ZM66 201H68V199H66ZM148 201V200H147ZM26 203V202H25ZM32 203V202H31ZM6 204V203H5ZM133 204V203H132ZM136 204V203H135ZM150 204V203H149ZM149 204H147V205H149ZM70 205V204H69ZM134 205V204H133ZM3 206H4V209H3ZM64 206L66 207L65 209H64ZM136 206V205H135ZM139 206V205H138ZM146 206V205H145ZM151 206V205H150ZM129 207V206H128ZM152 207V206H151ZM157 207V206H156ZM155 207V208H156ZM127 208V207H126ZM125 208V209H126ZM137 208V207H136ZM12 209V208H11ZM69 209V208H68ZM65 210V211H64ZM134 210V209H133ZM67 211H69V210H67ZM135 211V210H134ZM138 211V210H137ZM152 211V210H151ZM156 211V210H155ZM168 211V210H167ZM136 212V211H135ZM134 212V213H135ZM146 212V211H145ZM153 212V211H152ZM69 213V215H67ZM138 213L140 214V211H138ZM162 213V212H161ZM160 214V213H159ZM169 214V213H168ZM16 215V214H15ZM33 215V214H32ZM137 215V214H136ZM142 215H143V213H142ZM145 215V214H144ZM148 215H149V212H148ZM148 215H146V216H143L144 217V220H146V221H144L143 219L142 220H140V219H138V217H140V215H138V217L136 216V218L139 220V221H137L136 220V218H135V220L136 221H134L133 219V222L131 221V223L133 224L131 227H132V230H131V232H129V234L130 235H128V240L127 241H125V242H127V245H126V248L125 249H123V253H121V255L119 256L118 254L116 255V256H118V258H120V264H187L188 262H187V259H188V257L189 256H191V255H189L187 258H186V256H187V253H184V247H187V246H185V244H184V246H183V241H184V233H183V230L180 228L181 227V225H180V227H163L164 229H161L159 232H154V229H153V231L151 232L150 231V228L152 227L151 225H153V224H151V223H153V218H152V216H150V218L148 217ZM162 216H161V218H159L160 220H163L162 219V217L164 218V216L163 215H165V214H161ZM133 217V216H132ZM145 217H148V222H150V224H148L147 223V218H145ZM141 218V217H140ZM156 218V217H155ZM169 219V218H168ZM149 220H151V221H149ZM156 220V219H155ZM165 220V219H164ZM184 220V219H183ZM158 222V221H157ZM160 222V221H159ZM171 222V221H170ZM73 223V222H72ZM72 223H71V225H72ZM130 223V222H129ZM160 223H162V221L160 222ZM160 223H158V224H160ZM27 224V223H26ZM30 224V223H29ZM155 224V223H154ZM172 224V223H171ZM149 225H150V227H149ZM168 225H170V224H168ZM167 225V226H168ZM25 226V225H24ZM161 226V225H160ZM179 226V225H178ZM26 227V226H25ZM27 228L28 227H26L25 229L27 230ZM153 228V227H152ZM182 228H184V227H182ZM23 229V228H22ZM159 229V228H158ZM152 230V229H151ZM26 232V231H25ZM28 232H30V231H28ZM188 235V234H187ZM79 237V236H78ZM81 240H82V238H81ZM118 240V239H117ZM117 240H116V242H117ZM126 240V239H125ZM187 241V240H186ZM85 242V241H84ZM83 242V243H84ZM120 242V241H119ZM122 242H124V239H123V241ZM118 243V242H117ZM78 244V243H77ZM119 244V243H118ZM84 245V244H83ZM187 245V244H186ZM192 245V244H191ZM194 247V246H193ZM79 248V247H78ZM77 248V249H78ZM116 248H118V247H116ZM115 248V249H116ZM115 249H113V250H115ZM191 250H192V247L190 248ZM195 250V249H194ZM84 251H85V249H84ZM115 252V251H114ZM113 252V253H114ZM121 252V251H120ZM119 252V253H120ZM185 252H186V249H185ZM188 252V251H187ZM193 252V251H192ZM78 253V252H77ZM194 253V252H193ZM191 254V253H190ZM82 255V254H81ZM194 255V254H193ZM115 256V255H114ZM115 258V257H114ZM191 258H192V256H191ZM190 258V259H191ZM110 259V258H109ZM109 259H108V261H109ZM86 260V259H85ZM91 260V259H90ZM192 260V259H191ZM117 261H118V263H119V259H117ZM78 262V263H77ZM93 263V262H92ZM117 263V264H118ZM191 263H193V262H191ZM107 264V263H106ZM189 264H190V260H189Z\"/></svg>","mask_w":264,"mask_h":264}]
</instances>
